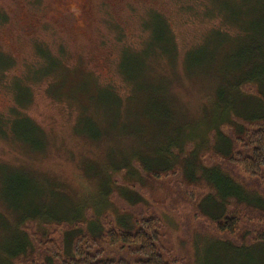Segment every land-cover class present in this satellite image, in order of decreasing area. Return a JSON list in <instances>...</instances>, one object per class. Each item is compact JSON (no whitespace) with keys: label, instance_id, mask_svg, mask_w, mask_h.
<instances>
[{"label":"rangeland","instance_id":"obj_1","mask_svg":"<svg viewBox=\"0 0 264 264\" xmlns=\"http://www.w3.org/2000/svg\"><path fill=\"white\" fill-rule=\"evenodd\" d=\"M227 2L232 9L237 6L245 10L251 16L254 32L264 34V13L257 15L261 11V0H226L225 4ZM22 4L29 10L28 15L19 11ZM190 7H193L191 0H0V11L7 19L0 21V68L1 64H8L10 57L15 61L4 75L0 73V113L9 114L15 105L10 90L17 87L16 76H24L30 65L31 80L34 69L45 66L43 58L39 64L32 63L37 61L35 55H40L41 50L55 54L69 75L68 87L59 92L61 100L51 96L53 89L49 92L54 82L51 79L32 83L33 100L23 107V112L44 130L42 140L35 135V130L26 146L17 142L16 135L14 140L12 136L0 135V220L4 221L3 225L13 223L14 216L9 210H23L31 205L40 207V204L60 217L66 216L67 211L71 216L79 213L75 209L81 202L93 203L91 210L97 218L111 212L116 219H123V208L138 213L151 209L165 217L168 222L166 243L185 264H264V256L257 248L253 250L248 244L211 237L214 221L204 213L207 209L218 210L220 196L227 197L228 193L240 190L252 192L245 186L247 176L229 167L223 170V178L215 174L218 189L214 185L206 189L189 185L182 176L185 173L178 170L179 174L171 173L169 177L149 176L137 166L138 162L133 165L127 159L128 153L157 156L156 169L162 173L167 166L165 160H173L167 151L174 140L199 141L201 135L213 140L230 132L220 128L223 104L216 90L222 87L233 91L232 83L222 81L225 77L222 67L226 64L225 54L235 47L220 41L224 48L215 55L204 40L210 35L214 38L216 32H220L223 40L227 33L231 38H239L243 29L240 26L224 29L225 19H228L225 11L224 15L216 14L220 17L213 27V21L193 18ZM155 10L172 24L180 43L179 57L177 60L162 57L154 81H135L134 87L118 74L121 67H126V73L133 68L124 59L123 50L126 43L133 50L141 49L140 42L146 35L140 23ZM101 14L109 16L102 18ZM117 23L125 28L126 43L118 42L117 31L111 29ZM50 25L56 29L51 31L53 35L49 32ZM24 27L29 31L24 33ZM37 37L50 41L49 45L34 46L32 39ZM214 39L218 40V35ZM189 52L199 53L200 60L196 59L197 55L188 56ZM211 54L212 58L215 56L213 67L218 70L215 69L214 76L218 79L209 85L211 90L205 97L199 99L193 81H203L207 70L206 74L211 76L206 68L210 66ZM85 85L89 86L86 92L81 90ZM70 90L76 95V103L64 99ZM135 92L136 99L132 98ZM233 100H237L236 95L232 96ZM92 134L103 139L94 144L90 141ZM205 145L201 143L202 148ZM227 145L223 138L218 140L220 153ZM207 164L210 165V161ZM27 181L29 188L21 184ZM51 183L54 190L50 188ZM209 193L217 198H210L213 202L210 204ZM102 199L106 211L99 212L95 205ZM71 216L65 220H70ZM3 225L0 222V230L4 229ZM47 225L29 226L38 233L64 232L68 244L73 235L67 232L69 229Z\"/></svg>","mask_w":264,"mask_h":264},{"label":"trees","instance_id":"obj_2","mask_svg":"<svg viewBox=\"0 0 264 264\" xmlns=\"http://www.w3.org/2000/svg\"><path fill=\"white\" fill-rule=\"evenodd\" d=\"M221 1L224 3L222 4ZM191 2H193V7H190V12L193 18L208 19L207 21H213L215 23L213 27H216L217 19L220 17L216 14L224 15L223 11H225L228 19H225L224 29L229 30L233 26H240L243 29L239 38H231L227 33L223 40L219 35L220 32H214V38L218 35V40L211 38V35L204 40V43L207 42V45L216 52L212 53L215 55H218V52L224 48L220 41H226L235 47L225 54L226 64L222 67L225 71L222 81L232 83L233 91L222 87L216 90L223 104L221 110L223 123H220V128L223 127V130L228 129L230 132L226 136H218L213 140L212 138L211 140L204 139L203 135H201L202 140L199 141H192L193 138L184 143L174 140L167 151L173 160H165L167 166L162 173L157 172L156 169L159 162L157 156L153 158L138 152L128 153L129 158L127 159L132 161L133 165L138 162L137 166L142 172L145 170L147 174H150L149 176L162 178L169 177L171 173L177 175L181 172V174L185 173L182 176L189 185L206 187V189L213 185L218 189L215 185L216 173L223 178V170L227 171L229 167L239 170L249 178L245 186L252 189V192L240 190L228 193L227 197L220 196L218 210L207 209L208 212L204 213L210 220L212 218V222L214 221L212 224L214 236L211 237L226 242L231 240L235 244H248L251 249L257 248L258 253L264 256V34L254 32V25L250 22L251 16L245 10L237 6L232 9L228 2L225 4L226 0H191ZM105 5L110 7L109 4ZM89 8L88 6V10ZM19 11L28 15L29 10L25 4H22ZM263 13L264 0H261V11L257 15L261 16ZM104 15L109 16V14ZM104 15L101 14L102 18ZM32 16L35 17L33 14ZM6 20V15L0 11V21L5 22ZM171 26L172 24L160 11L149 12L147 18L140 23V29L146 37L141 40V49L138 51L133 50L131 45L126 43L125 28L120 23L111 27L118 33V42L126 43L123 56L129 64L133 65L131 71L127 73L126 67H121L118 74L122 76L123 81L131 83L130 85L134 87L135 81L141 83L154 81L158 75L157 69L162 57L170 60L178 59L180 43ZM48 28L51 29L49 32L53 35L51 31L55 32L56 29L52 25ZM28 31L29 28L24 27V33ZM32 40H34V46L40 43L46 45L50 43L38 37ZM39 54L35 55L38 58L37 61L32 63L39 64L43 58L41 61L45 60V66L34 69V76L31 80L29 78L30 65L24 76H16L17 87L13 91L10 90L15 105L11 107L9 114L0 113V135L12 136L13 140L16 135L17 142L21 146H26L31 141V134L34 130L40 140L45 135L44 130L23 112V107H27L33 100L32 83L35 85L49 79L54 81L49 86V92L53 89L54 91L50 94L57 100L63 99L60 98V89L68 87L69 75L65 70L66 67L55 58L57 56L47 49L41 50ZM51 54L54 56L52 57ZM212 54L210 66H206L211 76L206 74L207 70L203 81H193L196 93L199 92V99L205 97L207 91L211 90L209 85L218 79L214 76L215 56L212 58ZM196 55L197 58H195L200 60L199 53H188V56L192 58ZM10 58L11 63L1 64L0 73L2 75L15 62L12 57ZM232 61H238V63L233 64ZM97 87L101 90L99 85ZM81 90L86 92L89 86L85 85ZM234 95L237 97L236 101H232ZM112 96L117 97L115 94ZM137 96L135 92L132 98L136 99ZM66 97L64 99L72 103L77 102L73 90L67 92ZM199 110H202L201 106ZM218 133L221 134L222 130ZM90 137L93 139L90 141L94 144L103 139H97V136L93 134ZM222 138L228 145L220 153L217 144ZM203 142L206 143L205 150L201 146ZM206 157L209 159L207 160ZM207 161H210V165ZM177 170L180 172H176ZM220 181L222 179H218V182ZM21 184L29 188L30 183L27 181ZM98 185L100 186V181ZM50 188L53 189L52 183ZM207 198L210 204L213 202L209 199L216 197L209 193ZM103 202L102 199L96 203L97 211L104 210ZM92 204L79 203L75 209V212L79 213L71 216L67 211V215L62 216L65 218L57 213H51L48 207L41 204L40 207L31 205L23 210H9L8 212L14 216L13 223L3 225L4 221L0 220L4 226V229L0 230V264H185L182 258L175 257L173 249L166 243L165 231L168 229V222L161 214L151 209L138 213L121 208L123 219H116L111 212H104L100 218H97L91 210ZM99 206L101 208H97ZM68 216H71V219L65 220ZM34 223L64 226L69 229L67 232H72L73 235L67 244L64 232L48 230L38 233L29 226ZM234 243L232 245H235Z\"/></svg>","mask_w":264,"mask_h":264}]
</instances>
